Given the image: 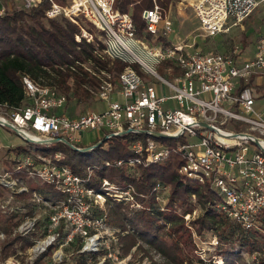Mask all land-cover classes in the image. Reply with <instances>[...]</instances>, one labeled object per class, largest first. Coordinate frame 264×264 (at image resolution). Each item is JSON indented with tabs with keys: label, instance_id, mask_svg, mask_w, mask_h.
Returning a JSON list of instances; mask_svg holds the SVG:
<instances>
[{
	"label": "built area",
	"instance_id": "1",
	"mask_svg": "<svg viewBox=\"0 0 264 264\" xmlns=\"http://www.w3.org/2000/svg\"><path fill=\"white\" fill-rule=\"evenodd\" d=\"M16 2L24 9L47 3V18L69 19L81 28L76 35L78 42L85 39L94 43L101 57L121 60L126 66L114 82L108 72L83 64L97 79L96 86L85 87L106 102V107L74 118L56 112L68 103L67 94L24 75L27 103L11 107L0 102L2 126L16 131L26 142L53 145L54 140L68 141L78 149L82 147L76 142H81L87 131H99L101 141L144 133L146 138L131 143V156L108 159L104 165L135 172L140 166L178 154L183 160L179 173L209 185L219 197L217 208L243 228L264 232V104L257 105L264 100V30L253 45L242 43L227 53L197 48L188 52L189 43L167 39L173 31L172 19L156 0L142 14L151 39L137 34L132 14L116 9V0H0V12ZM188 2L207 35L228 31L231 26L245 31V21L264 4V0ZM83 23L93 24L99 38ZM160 65L167 77L158 73ZM153 78L173 93L158 92ZM155 133L164 134L168 141L154 138ZM38 150L30 146L26 153L15 154L9 167L0 169V191L10 192L0 197V208L5 214H20L22 208L12 202L18 201L19 194L27 195L32 202L49 208L48 224L39 234L40 216L26 215L13 234L33 236L32 244L5 259L1 258L0 244V264H33L42 258L56 264L64 255L59 248L73 243L76 236L83 240L82 252L99 251L109 246L101 234L119 229L108 224L107 214L96 215L94 210L104 211L109 199H133L132 185L122 187L103 177L102 190H98L88 184L96 175L93 167H85V175H81L64 162L63 152ZM37 181L53 186L61 196L38 189ZM165 189V184L156 186L158 192ZM62 226L71 227L66 236L60 231ZM0 238L5 239L6 234L0 232Z\"/></svg>",
	"mask_w": 264,
	"mask_h": 264
},
{
	"label": "trees",
	"instance_id": "2",
	"mask_svg": "<svg viewBox=\"0 0 264 264\" xmlns=\"http://www.w3.org/2000/svg\"><path fill=\"white\" fill-rule=\"evenodd\" d=\"M156 1L161 6H167L175 0ZM153 5L154 0H116L115 2L116 9L132 14L137 34L146 35L149 39L152 37L151 34L145 33L147 27L142 14L145 9ZM46 8L47 3H44L35 9L18 6L4 13L0 12V102L8 103L11 107H20L27 103L24 75L67 92L74 90V95L85 99L92 96L85 86H96L97 79L85 69L83 64L97 72L104 70L114 78H118L126 66L121 60L101 57L96 52L94 43H88L85 39L78 42L76 35L81 32V28L65 17L47 18ZM82 25L99 38L97 28L93 24ZM247 40L245 37L244 42L246 43ZM103 47L104 44L100 42L99 49ZM70 79L73 80V88L68 85ZM146 137L144 133L114 136L103 139L100 145L89 151H80L65 143H57L54 152H63L66 155L64 162L81 175H85V167H93L96 175L90 178L88 184L98 190H102L101 178L107 177L122 187L132 185L139 192L137 197L142 204L140 209H132L115 199H112L115 200L114 202L109 203L111 204L108 213L110 223L120 226L123 230L129 228V232L121 237L126 252L140 240L172 262L183 260L185 254L183 245L191 243V238L185 227L184 217L177 212V209H182L184 213L191 211L192 195L195 194L198 203L204 207V213L198 218L199 232H212L217 235L218 252L223 264H264L263 230L245 229L217 208L219 197L209 185L186 179L179 173L183 162L180 155L172 154L164 162L140 166L138 177L124 169L104 165L105 160L131 156V143ZM162 139L168 141V138ZM90 152L102 156L103 163L93 165L77 163L78 154L83 156ZM158 183L166 184L170 188L168 201L163 205L158 202V194L155 191ZM25 196L27 197V195L23 197ZM97 211L98 209L94 210L95 214ZM17 216L8 217L1 226L2 230L10 234L20 222L19 218L14 220ZM17 243L21 248H27L32 244V240L16 237L4 242L2 258L5 259ZM245 253H259L260 257L249 261ZM45 261V258H42L35 264H46Z\"/></svg>",
	"mask_w": 264,
	"mask_h": 264
},
{
	"label": "rangeland",
	"instance_id": "3",
	"mask_svg": "<svg viewBox=\"0 0 264 264\" xmlns=\"http://www.w3.org/2000/svg\"><path fill=\"white\" fill-rule=\"evenodd\" d=\"M155 1V0H154ZM161 5V4H160ZM20 7L21 3H14L12 8ZM163 7V13L165 15H169V17L172 19L173 24V31L169 34L167 37L170 42H182V43H189V46L187 47L188 52H194L197 48L199 50H202L204 52H221V53H227L231 51L235 46L241 45L242 42L250 46L253 45L254 41H256L259 34L264 30V4L259 6L254 13L245 21L244 23V29L242 30L241 26H231L230 30L228 31H222L216 35H207L204 33V31L201 29V23L199 22L198 18L196 17L193 8L190 6L188 0H175L173 3L162 6ZM11 10V8H10ZM232 24V21L229 22V25ZM146 33V32H145ZM100 35V33H99ZM143 35L142 37H144ZM247 38L248 40L246 43L244 42V38ZM190 43L194 44L195 47L192 45L190 46ZM138 69L140 70L141 67L138 65ZM141 72V71H140ZM158 73L162 76L167 77L165 70L163 68V65L158 66ZM49 79V78H47ZM111 79L116 82L117 78L111 77ZM46 82V80H44ZM48 81V80H47ZM154 85L156 86V89L158 92H163V90L167 94L173 93L172 89L170 88H164L161 84L160 80H156L153 78ZM47 83V82H46ZM68 85H70L72 88L74 86L73 80L70 79L68 81ZM59 91L67 94L69 96L68 103L56 110L58 114H64L67 117L74 118L79 115V113L89 111V110H103L106 107V102L98 100L94 94L92 96H89L88 98L76 96L74 95V90H69L68 92L65 90H62L61 88L56 87ZM61 89V90H60ZM264 104V100H261L257 105ZM0 128L7 131L13 141H20L22 139H19V135L17 136L15 132L11 131L6 128V126H1ZM102 134L99 131H87L81 136V142H76L78 146H82L84 148L89 147L93 144H95L98 140L101 141ZM197 141V139H194ZM98 141V142H99ZM103 142V141H102ZM165 145H167V142H163ZM57 144V143H55ZM55 144L53 145H44V144H34L30 142H26L24 140L21 141V149L23 152L26 153V150L30 146H35L38 148L39 152L42 153H53L55 150ZM3 147V146H2ZM49 149V150H48ZM7 146H4L3 148H0V169L9 167V165L5 162V159L8 157L7 154ZM82 159V160H81ZM77 163L81 162L83 164H98L103 163L104 158L102 156L97 155L96 153L90 152L86 155H77L76 157ZM133 173L134 176L138 177L140 174V170H135ZM30 182V181H29ZM32 183V182H31ZM35 185L38 189L44 190L49 195H53L56 197H60L61 193L57 192L53 186L48 184H42L39 181L35 182ZM165 190H158L156 193L158 194V202L163 205L166 204L168 201L170 188L168 185H166ZM132 190V196L133 199L131 200H116L119 202H123L126 205L130 206L132 209H140L142 208V204L138 201V195L139 192L136 191L135 187L133 186ZM10 192L2 190L0 191V197L1 196H7ZM115 200H110L107 202V204L104 206L103 210L98 209L96 215H99L103 212V214H107V221L108 224L112 228L119 229L118 231H112L109 230L107 233L101 234V239L105 238L106 242L109 244V246L105 245L101 247V250L99 251H85L82 252L81 248L83 246V240L80 236H76V239L73 243L61 247L59 249L63 252V258L60 262L56 264H223V259L219 255V243L215 244V238L217 235L213 234L212 232L207 233H200L199 232V223L198 218L204 213V207L198 203L197 196L195 194L192 195V204H191V211H188L184 213V211L180 208L177 209V212H179L184 217V224L185 227L188 230V233L190 234L189 238H191V243H187L183 245L185 254L183 255V260H179L177 262H172L168 260L166 257L161 255L157 250H155L150 245L146 244L145 242L138 241V243L133 246L129 251L126 252L125 245L121 240V237L123 235H126L129 232V228L126 230H123L120 226H115L110 223L109 221V204L110 202H114ZM12 205L18 208H22V213L14 218V220H22L27 214L29 213L28 217L31 216H40L39 224L37 225V230L40 233L44 230V226L48 224V216L50 214L49 208L43 204H37L35 202H32L28 196L24 198H19L18 201L15 200L12 202ZM3 209L0 208V232H4L6 234L5 239L0 238V244L3 246L4 242L15 239L16 237H22L25 239H30L31 237L21 236L18 233L13 234V230L17 228H13L12 232L6 233L4 230H2L1 226H3L5 220L8 217H13L17 214H5L2 212ZM9 210V209H8ZM20 211V212H21ZM19 214V213H18ZM20 223V222H19ZM18 223V224H19ZM65 226L61 227V233L63 236H66L67 232L71 229V227L64 228ZM35 233V232H34ZM33 235H37L33 234ZM218 239V237H217ZM219 240V239H218ZM22 241V240H21ZM29 247V246H28ZM27 247V248H28ZM27 248H21L20 244L17 243L13 247V251L8 255H14L19 250H26ZM3 249L1 252V258H2ZM245 257L249 261H253L260 257L259 253L249 254L245 253ZM4 259V257L2 258ZM25 259L22 257L21 261H24ZM45 263L48 264V258L45 259ZM103 261V262H102ZM34 262L33 264H35ZM30 264V263H27Z\"/></svg>",
	"mask_w": 264,
	"mask_h": 264
},
{
	"label": "crops",
	"instance_id": "4",
	"mask_svg": "<svg viewBox=\"0 0 264 264\" xmlns=\"http://www.w3.org/2000/svg\"><path fill=\"white\" fill-rule=\"evenodd\" d=\"M2 126V125H1ZM7 128V127H6ZM9 129V128H8ZM13 132H15V134L18 136L17 132L12 130V129H9ZM19 139H22L20 136H18ZM21 141H13L10 134L4 130H2L0 128V148H3L4 146H7V154H8V157L5 159V162L10 166L11 165V158L15 155V154H18L19 151L21 153L19 154H23L24 152L22 151L21 147ZM3 146V147H2ZM24 195L23 194H19L16 196V199H19V198H24L23 197ZM21 214V213H20ZM20 214H17V215H20ZM29 213L25 214V215H28ZM30 215V214H29Z\"/></svg>",
	"mask_w": 264,
	"mask_h": 264
},
{
	"label": "water",
	"instance_id": "5",
	"mask_svg": "<svg viewBox=\"0 0 264 264\" xmlns=\"http://www.w3.org/2000/svg\"><path fill=\"white\" fill-rule=\"evenodd\" d=\"M0 125H2L1 122H0ZM153 137L159 139V138H164L166 136L164 134H161V133H155V134H153ZM53 142L56 143L57 140H54ZM101 143H102V141H99L97 144H95L93 146L78 149V148L74 147L71 143H69L68 141H66V144H68L70 147H72L74 149H77V150H80V151H89V150L93 149L95 146L100 145Z\"/></svg>",
	"mask_w": 264,
	"mask_h": 264
}]
</instances>
